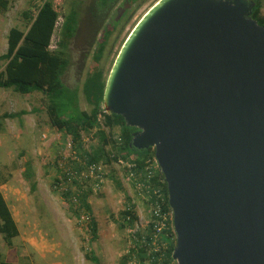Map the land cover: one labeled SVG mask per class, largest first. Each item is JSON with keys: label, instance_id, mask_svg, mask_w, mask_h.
I'll list each match as a JSON object with an SVG mask.
<instances>
[{"label": "water", "instance_id": "95a60500", "mask_svg": "<svg viewBox=\"0 0 264 264\" xmlns=\"http://www.w3.org/2000/svg\"><path fill=\"white\" fill-rule=\"evenodd\" d=\"M252 0H158L123 42L102 106L154 149L176 264H264V26Z\"/></svg>", "mask_w": 264, "mask_h": 264}, {"label": "rangeland", "instance_id": "374dc122", "mask_svg": "<svg viewBox=\"0 0 264 264\" xmlns=\"http://www.w3.org/2000/svg\"><path fill=\"white\" fill-rule=\"evenodd\" d=\"M91 1L83 0L82 8ZM156 1H138L139 5L133 6L126 22L123 21L114 30L101 59L105 75L133 25ZM260 1L261 13L264 14V0ZM41 3L42 0H10L7 8L0 11V55L6 51L9 29H25L26 20L22 12H33ZM52 3L62 20L69 12L70 0H52ZM119 4L127 6L125 0ZM108 24L109 20L98 34L90 33L95 44ZM86 25L87 15L84 13L77 35L69 47L71 63L62 77V83L77 91L79 109L89 112L82 84L93 62L95 45L91 48L84 40L83 27ZM57 36L55 32L51 41L53 46H56ZM3 65L0 62V71ZM47 108L48 100L39 92L21 95L11 89L0 88L1 114L26 111L21 117L0 119V193L18 228V236L11 240V247L6 245L0 234V259L11 264H93L85 255L90 252L99 264H154L150 258L141 263L134 250L137 241L135 233L146 235L151 221V205L143 187L134 183L123 162L102 164L99 166L100 178L85 179L87 171L79 160L73 159L75 154L70 136L51 127ZM94 131L83 137L86 150L97 144ZM111 134L117 137L119 129L114 128ZM72 160L80 165L82 173L76 188L70 183L63 187L72 193L91 191L88 202L97 228V239L94 241L91 240L86 217L78 220L73 215L70 204L63 198V189L53 183L54 179L60 180L73 169ZM27 164H30L33 173L31 179L25 176ZM128 203L134 205L138 219L134 226L121 228L120 213ZM166 217L171 222L172 212H168ZM169 240L173 243L175 236L171 235ZM167 243L168 240L161 239L159 243L154 242L152 249H146L148 253H157L155 264H166L165 255L171 246ZM168 264L176 262L170 257Z\"/></svg>", "mask_w": 264, "mask_h": 264}, {"label": "trees", "instance_id": "16d2710c", "mask_svg": "<svg viewBox=\"0 0 264 264\" xmlns=\"http://www.w3.org/2000/svg\"><path fill=\"white\" fill-rule=\"evenodd\" d=\"M9 1L0 0V11L7 8ZM121 1L123 0H92L82 8L83 0H70L69 12L63 16L62 20L60 14L54 9L52 0L43 1L33 12H22L23 19L26 20L25 29L21 30L16 27L9 29L6 37V51L0 55V62L4 63L3 69L0 71V88L11 89L21 95L39 92L45 96L48 100L49 124L55 130L70 136L73 153L82 167L123 162L125 171L131 178H134V183L143 187L149 204L159 203V213L162 216V214L171 212L167 202L166 183L160 169L154 172L150 178L147 174L148 162L155 157L154 149L137 150L130 147L131 134L135 129L126 127L121 116L106 114L102 106L105 82L110 70L105 75L101 59L110 36L123 21L126 22L131 9L133 6H138L140 0H125L126 7L120 6ZM252 1L255 5L250 16L258 24L264 26L261 1ZM84 13L87 15V25L83 27L85 31L84 40L87 46L91 48L95 45L92 55L93 62L89 66V71L82 84V94L85 102L90 106L89 112L79 109L77 91L62 83V77L71 63L69 47L72 39L77 35L80 19ZM108 20V26L101 31L102 35L99 36V40L95 44L91 40L92 35L90 33L98 34ZM55 32L58 33V40L55 49L50 50L49 46ZM118 52L114 56L112 64ZM25 114L26 111L0 113V119H14ZM114 128L119 129L117 137L111 134ZM93 130H95L94 135L97 144L86 150L83 145V137L89 135ZM72 161L74 167L71 172L75 171L79 174L82 168L76 161ZM25 172L27 179L33 177L30 164L26 165ZM68 172L70 171L64 174L65 180L71 179ZM58 182L59 180L54 179L55 187ZM70 182L74 186L78 185L76 179H71ZM144 186L148 189H145ZM32 187H34V182H32ZM155 188L160 189V200L155 198L153 193ZM90 192L79 190L72 198H68L72 192L66 190L63 193V198L70 204V209L78 220L85 215L91 240L94 241L97 239V228L91 216L88 202ZM120 218L122 223L119 226L121 228L125 225L134 226L138 219L134 205L128 203L120 213ZM159 221H161V217L154 216L151 209V221L148 225L147 234L135 233L134 235L137 240L134 250L141 263L148 258L154 264L157 262V253L154 251L148 253L146 249L150 247L152 249L154 242L158 241L159 243L161 239H166L168 240L167 244H171L165 255L164 263L168 264L170 260L175 246V240L173 243L169 240L171 235L175 236L173 223L166 221L165 226L157 232L155 226ZM0 234L8 247H11V240L18 236L17 225L1 193ZM85 255L93 264H99V260L92 253L86 252ZM0 264L11 263L0 259Z\"/></svg>", "mask_w": 264, "mask_h": 264}, {"label": "built area", "instance_id": "2783aa9c", "mask_svg": "<svg viewBox=\"0 0 264 264\" xmlns=\"http://www.w3.org/2000/svg\"><path fill=\"white\" fill-rule=\"evenodd\" d=\"M43 1H45V0H42V2ZM42 4V3H41ZM40 4V5H41ZM55 47L56 46H53L52 45V43L50 44V46H49V49L50 50H53V49H55ZM105 112V111H104ZM71 143V142H70ZM72 147V146H71ZM73 159L74 160H78L77 158H75V156L73 157ZM119 163H121V161H119ZM100 165H98V166H94V165H90V166H88V167H84V171L86 170L87 171V175H86V178L85 179H89V180H93V178H95V179H98V178H100V176H101V174H100V167H99ZM159 169V166H158V164H157V161H156V159H155V157L151 160V161H149L148 162V166H147V174H148V176H149V178L152 176V174L154 173V172H156L157 170ZM67 173V172H66ZM69 173V177L71 178V179H76L77 180V182L79 181V178H80V175H81V171H80V173L79 174H77L75 171H70V172H68ZM71 179H67V180H65V178H64V176H63V178H61L60 180H59V182L56 184V187H59L60 189H63V193H65L66 192V190L68 191V189L66 188V187H63V185H67L68 183H70L71 185H73L71 182H70V180ZM149 180V179H148ZM145 187V189H148L146 186H144ZM74 188H76V186L74 187ZM154 191H153V193L155 194V198H156V200H160L161 199V192H160V189L159 188H155V189H153ZM76 193L75 192H73L71 195H68V197L69 198H72L74 195H75ZM151 205V209H152V214L154 215V216H156V217H158V218H160L161 217V221H159L158 223H157V225L155 226V230L157 231V232H159L164 226H165V223H166V221H167V217H166V214H162V216H161V214L159 213L160 212V209H159V203H155V205H153V203L152 204H150ZM83 216H85V215H83ZM87 219V218H86Z\"/></svg>", "mask_w": 264, "mask_h": 264}]
</instances>
